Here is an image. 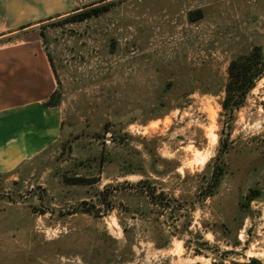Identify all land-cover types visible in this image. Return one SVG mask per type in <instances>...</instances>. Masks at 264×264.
Here are the masks:
<instances>
[{"label":"rangeland","instance_id":"rangeland-1","mask_svg":"<svg viewBox=\"0 0 264 264\" xmlns=\"http://www.w3.org/2000/svg\"><path fill=\"white\" fill-rule=\"evenodd\" d=\"M0 2L1 31L17 2ZM62 9L38 26L61 141L0 179V264H264V76L232 117L221 105L230 61L264 48V0Z\"/></svg>","mask_w":264,"mask_h":264},{"label":"crops","instance_id":"crops-1","mask_svg":"<svg viewBox=\"0 0 264 264\" xmlns=\"http://www.w3.org/2000/svg\"><path fill=\"white\" fill-rule=\"evenodd\" d=\"M0 37V179L17 181L24 168L59 147L63 111L51 96L56 79L39 24L64 11L68 0H15ZM1 5V2H0Z\"/></svg>","mask_w":264,"mask_h":264},{"label":"trees","instance_id":"trees-1","mask_svg":"<svg viewBox=\"0 0 264 264\" xmlns=\"http://www.w3.org/2000/svg\"><path fill=\"white\" fill-rule=\"evenodd\" d=\"M109 10L108 5L101 7H93L86 11L75 13L65 19L66 22H81L94 16H99L103 12ZM41 36L42 31H40ZM264 76V48L261 45H253L247 54H241L232 59L228 66V82L225 88V97L222 101V108L232 117L234 112L239 109L245 102L248 93L255 87L257 81ZM55 93L51 96V103H54ZM223 175L222 168L218 169L215 174V183L220 182ZM79 180V179H78ZM79 182V181H78ZM148 184L146 181H140L137 185ZM147 191L148 199L151 204L155 203L157 208H165L169 202H164V193L155 194L150 186ZM157 209L151 210L150 213L156 212ZM158 212V211H157ZM253 262L258 263L256 259ZM259 264V263H258Z\"/></svg>","mask_w":264,"mask_h":264},{"label":"flooded vegetation","instance_id":"flooded-vegetation-1","mask_svg":"<svg viewBox=\"0 0 264 264\" xmlns=\"http://www.w3.org/2000/svg\"><path fill=\"white\" fill-rule=\"evenodd\" d=\"M258 194H259L258 192L255 193V194H252V195H251V198H256V197H258V196H259Z\"/></svg>","mask_w":264,"mask_h":264}]
</instances>
